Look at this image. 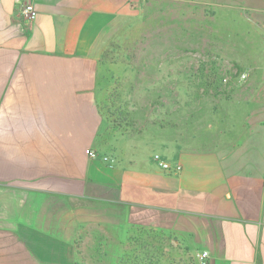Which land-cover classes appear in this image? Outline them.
Instances as JSON below:
<instances>
[{"label": "crops", "instance_id": "1", "mask_svg": "<svg viewBox=\"0 0 264 264\" xmlns=\"http://www.w3.org/2000/svg\"><path fill=\"white\" fill-rule=\"evenodd\" d=\"M26 1L0 0V264H119L111 232L138 227L194 264H264V59L244 72L253 124L213 148L167 138V170L129 143L144 136H108L100 104L104 52L144 0H34V21ZM173 1L240 12L264 41V0Z\"/></svg>", "mask_w": 264, "mask_h": 264}, {"label": "rangeland", "instance_id": "2", "mask_svg": "<svg viewBox=\"0 0 264 264\" xmlns=\"http://www.w3.org/2000/svg\"><path fill=\"white\" fill-rule=\"evenodd\" d=\"M234 13L144 0L140 15L119 27L104 52L100 104L110 124L108 136H144L136 144L129 137V143L133 140L139 154L155 158L168 152L167 138L213 148L243 134L246 123L253 124L246 113L255 90L242 75L248 66L259 68L263 62L264 41L244 15ZM232 17L238 19L237 27ZM148 137L159 141L146 146ZM111 234V243L122 241L123 252L135 231L128 230L125 239ZM101 235L94 233L100 241ZM155 235L150 240L157 247L152 264L195 263L194 253L182 243ZM89 236L84 232L79 241Z\"/></svg>", "mask_w": 264, "mask_h": 264}, {"label": "trees", "instance_id": "3", "mask_svg": "<svg viewBox=\"0 0 264 264\" xmlns=\"http://www.w3.org/2000/svg\"><path fill=\"white\" fill-rule=\"evenodd\" d=\"M132 229L135 231V234L129 240L130 247L125 245L120 256L119 264H152L154 253L157 250L156 245L153 243L156 239L155 234L162 233L168 238L172 236L170 233L153 228L138 227ZM144 238H147L148 241L144 240ZM157 262L159 264V260Z\"/></svg>", "mask_w": 264, "mask_h": 264}, {"label": "built area", "instance_id": "4", "mask_svg": "<svg viewBox=\"0 0 264 264\" xmlns=\"http://www.w3.org/2000/svg\"><path fill=\"white\" fill-rule=\"evenodd\" d=\"M37 8L35 5V1L34 0H27L26 2H24L23 7H22V14L23 16L30 20V21H34L36 19L37 16ZM243 78L246 77V74L242 75ZM88 155L92 158H101L105 161L111 160L113 161L114 158L105 155V154H101L100 152L93 150V149H88L87 150ZM155 159L159 162L160 166H162L164 169L170 170L171 165L169 162H167L161 154L156 153L155 154ZM182 167L180 164H177L175 169L176 170H180ZM208 251H205L201 254L200 258L203 264H206V257L208 256Z\"/></svg>", "mask_w": 264, "mask_h": 264}]
</instances>
